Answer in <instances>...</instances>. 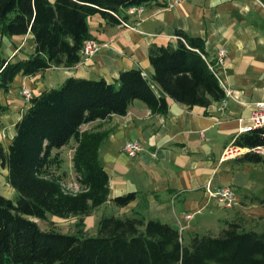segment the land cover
I'll return each instance as SVG.
<instances>
[{"label": "trees", "instance_id": "trees-1", "mask_svg": "<svg viewBox=\"0 0 264 264\" xmlns=\"http://www.w3.org/2000/svg\"><path fill=\"white\" fill-rule=\"evenodd\" d=\"M158 0H0V92L7 93L16 76H33L80 62L84 40L91 38L89 18L110 25L125 21L130 6ZM30 34L33 52L25 59L3 55V38ZM176 44L151 45L150 80L176 103L208 107L224 98L215 60L205 43L176 30ZM133 100L154 115H165L168 102L158 97L140 68L121 71L114 83L69 77L57 87L33 96L14 125V135L0 143V166L16 192L15 201L0 194V264H264V231L244 230L229 222L217 235L195 234L184 245L178 229L157 219H99L95 235L82 232L83 219L108 201L122 208L136 198L128 193L109 199L108 175L99 158L107 133L80 131L81 126L124 116ZM8 107L0 103V117ZM74 143L72 172L76 193L65 189L60 150ZM264 145V129L238 134L233 147ZM241 163L260 164L263 157L245 153ZM74 184V185H75ZM48 215L81 218L77 234L42 230L33 219Z\"/></svg>", "mask_w": 264, "mask_h": 264}, {"label": "crops", "instance_id": "crops-1", "mask_svg": "<svg viewBox=\"0 0 264 264\" xmlns=\"http://www.w3.org/2000/svg\"><path fill=\"white\" fill-rule=\"evenodd\" d=\"M125 21L132 28L107 24L98 15L89 18L91 38L99 44L94 55L71 68L18 75L7 93L0 92V103L8 107L0 117L7 128L6 145L29 105L19 95L22 87L36 96L59 87L69 77L102 78L114 83L121 71L140 68L154 93L167 100L166 114L154 115L143 102L133 100L124 116L112 115L85 124L80 131L107 133L98 152L108 175L109 199L136 194L127 206H112L115 217L157 219L178 229V224H186L184 216L190 215L186 230L199 234L207 225L205 218L218 223L221 215L226 217L217 210L223 208L208 198L206 188L232 186L239 203L241 195L251 191L250 182H245L248 175L240 166L248 170L258 164L239 162L245 152L232 143L240 128L249 123L255 103L264 101V0H185L170 10L164 0H158L157 4L145 5L140 17ZM176 30L202 39L214 60L218 50L226 51L217 73L234 98L227 100L224 110H218L216 102L192 108L176 103L150 80L153 69L148 60L149 47L176 44ZM2 42L3 55L11 60L25 59L33 52L30 34L3 38ZM52 69L58 71L57 77L44 79ZM132 140L142 144L135 157L122 151L124 143ZM71 143L60 150L62 158L64 150L70 151L65 158L68 173L72 172ZM232 148L239 152L228 154Z\"/></svg>", "mask_w": 264, "mask_h": 264}, {"label": "rangeland", "instance_id": "rangeland-1", "mask_svg": "<svg viewBox=\"0 0 264 264\" xmlns=\"http://www.w3.org/2000/svg\"><path fill=\"white\" fill-rule=\"evenodd\" d=\"M94 25L91 23V28ZM58 71L55 69L49 70L45 73L44 79H47L49 76L57 77ZM8 139L7 128L5 125L0 123V143L4 148H6V140ZM71 144H74L73 142ZM239 152V151H236ZM235 151H230V155L236 153ZM63 164L61 166V170L56 172L57 174H61L63 172L65 182V189L68 192L76 193L79 189L75 184V176L74 173H68L69 166L66 162L67 156L70 153L69 149L64 150ZM66 158V159H65ZM264 158V157H263ZM242 171L248 175V178L245 182H250L251 191L249 193H244L241 196L240 203L236 205L231 210L225 209H217L220 214H225L220 217L218 223L213 222L211 219H206L204 222L205 227L203 230L199 231V235H217L223 228L227 226L229 222H236L239 224L244 230H252L255 232H263L264 231V161L258 165H251L249 169L245 170L244 166H240ZM240 170V171H241ZM7 171L0 166V194L6 199L15 201L17 198L16 192L10 187L7 183L6 179ZM75 184V185H74ZM253 186V187H252ZM112 204H106L99 209H95L90 216L84 217L83 219V227L82 232L84 235H95L96 227L99 219L103 216L114 215L115 209H113ZM81 218L78 217H69L66 219L57 218L48 215L46 221H40L33 219L42 230L54 229L58 232L64 234H77L80 230L78 227V222ZM188 225V224H187ZM186 225V227H187ZM193 225V224H192ZM190 230H184L181 233L182 242L184 245H188L191 238L194 237Z\"/></svg>", "mask_w": 264, "mask_h": 264}, {"label": "built area", "instance_id": "built-area-1", "mask_svg": "<svg viewBox=\"0 0 264 264\" xmlns=\"http://www.w3.org/2000/svg\"><path fill=\"white\" fill-rule=\"evenodd\" d=\"M164 1H165L166 9L170 10L181 5L185 0H164ZM143 13H144V8L142 6H130L124 10L123 14L126 18L128 17L132 18V17H140ZM121 25L124 26L125 28H132L126 21L123 20H121ZM98 49H99V44L94 38H89L84 40V42L82 43V47L80 49V59L86 60L90 56L94 55L98 51ZM225 55H226L225 50L223 49L218 50L217 57L215 58L216 68L218 67V65L223 63V58L225 57ZM216 76L220 86L223 88L225 92L224 98L216 102L217 109L222 111L227 106V100L229 98L232 99L234 97L232 91L225 87L218 73ZM19 95L27 103H29L32 97L34 96L27 87H22L19 92ZM255 129H264V101L255 103L254 108L252 109L251 114L249 116V123L240 128L239 134L249 133ZM239 149H243L245 153H252L259 155L261 157L264 156V145L256 146L252 148H239ZM141 150H142V144L139 140L127 141L124 143L122 147V151L129 157H135ZM230 151H234V148H232V150H229L228 154H230ZM206 192L208 198L215 200L217 204H219L223 209L231 210L239 203L238 195L232 186L226 185V186L218 187L215 190L206 188ZM191 219L192 218L190 215L184 216V221L186 224ZM186 224L185 225L178 224V231L180 235L187 228Z\"/></svg>", "mask_w": 264, "mask_h": 264}, {"label": "bare ground", "instance_id": "bare-ground-1", "mask_svg": "<svg viewBox=\"0 0 264 264\" xmlns=\"http://www.w3.org/2000/svg\"><path fill=\"white\" fill-rule=\"evenodd\" d=\"M144 8V7H143Z\"/></svg>", "mask_w": 264, "mask_h": 264}]
</instances>
